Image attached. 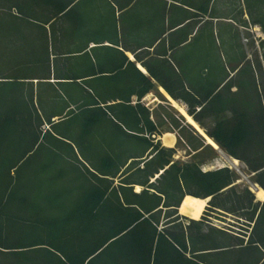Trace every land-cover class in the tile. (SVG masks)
I'll return each instance as SVG.
<instances>
[{"label": "crops", "instance_id": "1", "mask_svg": "<svg viewBox=\"0 0 264 264\" xmlns=\"http://www.w3.org/2000/svg\"><path fill=\"white\" fill-rule=\"evenodd\" d=\"M0 2H5L9 8L8 12L0 11V83L17 85V95L34 102V115L42 124L38 130L42 132V136L44 126L54 129L61 125L72 103L81 106L77 115L96 111L86 102H103L104 104H100L101 109L113 110V113L104 110L106 114L101 122L91 127L86 136L82 135L81 125L75 124L68 129V132L80 133V144L88 142L90 154L96 163L98 162L90 167V160H78L87 168L88 174L81 171L80 173L91 182L95 176L112 180L103 177L104 173L99 171L103 160H111L119 169L110 189L137 195L144 190V187L139 185L125 186L120 182L130 174H124L130 164L152 158L149 156L150 151L147 150L145 140L154 139V144L160 143V146L166 149H173L175 146L174 135L162 132L152 119L156 107L154 102L160 99L179 112L186 127L191 128L197 137L204 136L206 144L214 150L219 146L215 143L216 147L209 145L207 140L211 139L204 135L206 131L222 121L229 123L234 113L254 112L257 109L247 81L238 78L241 64L232 65L230 70L223 61L210 65L204 41H201L195 50L192 48L193 39L210 19L209 8L200 5L204 0ZM235 12V8H232V13ZM223 20L231 21L229 18ZM238 20V24H232L235 31H249V28L260 27L257 24H249L246 10L242 11ZM164 86L174 93L182 91L183 88L186 92L198 96L210 93L217 95V115L203 119L201 123L194 122L187 114V106L181 101L173 100ZM211 98L203 101L202 106L205 107ZM151 99L153 105L146 107L144 101ZM55 102L56 107H50ZM60 102H64V105L61 106ZM137 103L146 109L148 119L156 130L150 138L145 135L146 128L141 121V114L138 110H133ZM174 103L182 107L185 117ZM123 106H128L129 109L124 110ZM199 110L200 106H196L195 111ZM188 118L194 122V127ZM137 119L140 121L136 123ZM56 138L65 141L61 136L57 135ZM160 141L164 144L161 145ZM125 146L137 149L118 160L116 151L123 150ZM227 161L229 164L232 161L238 164L240 162L230 157ZM62 165L57 170L70 169H66L67 164ZM46 167L48 166L43 168ZM140 168H143V164ZM162 173L163 171H159L150 178L149 184L155 183ZM251 175L254 176L253 173ZM240 183L242 182L238 181L233 186L236 187ZM248 184L244 189L252 195L251 204L256 208V212L250 215L252 210L249 206L244 210L246 215L235 218L236 225L243 231L230 232L215 227L210 221L203 222L201 237L193 238V242L188 241V249L199 252L196 254H207L210 250L219 252L230 246L216 241L214 246L209 247L203 237L212 230L226 234L233 242H239L233 244L235 247L242 245L244 248L251 242L254 248L252 253L264 256V245H261L257 238L258 236L264 240V229L259 231L258 228L264 199L256 197L252 186L255 185L259 190L262 188L251 182ZM73 192L74 196L78 193L77 184H74ZM149 193L162 198L158 208L162 210L161 224L166 222V213L173 212L171 219L178 217L183 227H188L190 221H201L210 201V198L200 199L205 201V208L198 220H192L179 212L188 195L182 198L178 208L164 209V197L152 190H149ZM211 221L216 222L213 219ZM196 232L197 227H193L191 234L195 235Z\"/></svg>", "mask_w": 264, "mask_h": 264}, {"label": "trees", "instance_id": "2", "mask_svg": "<svg viewBox=\"0 0 264 264\" xmlns=\"http://www.w3.org/2000/svg\"><path fill=\"white\" fill-rule=\"evenodd\" d=\"M0 84L15 89L14 93L10 91L9 94L10 105L6 109L0 108V143L7 135L9 147L23 149L24 156L44 138L42 132L38 131L42 124L34 115V102L18 97L17 85ZM164 89L173 100L187 106V114L196 123L217 115V95L198 96L183 88L177 93L165 86ZM209 97L212 98L203 107V101ZM101 103H89L96 111L83 114L81 121L76 120L75 124L82 126L83 136L101 122L106 114L104 110L113 113L112 109H101ZM196 106H200L198 112L195 111ZM122 108L129 109L128 106ZM133 110L141 114L145 135L149 138L153 136L156 130L148 119L146 109L137 103ZM234 114L229 123L222 121L215 124L205 134L228 157L244 163L255 176L254 184L264 189V112L259 108L254 112L240 111ZM17 133L22 134L18 139ZM153 141L145 140L152 158L141 162L143 168H140L141 164L135 168L130 164L124 172L130 174L120 182L125 186L144 187L138 195L110 189L119 167L111 160H103L99 171L104 173L103 177L112 180L95 176L91 182L78 172L71 179L77 184L78 193L75 196L71 187L70 190L65 188L55 192L52 197L42 191L39 193L41 198L35 199L38 190L34 184L41 182H34L40 178L39 175L35 177L30 174L23 179L18 174L23 160H7V163L0 160V264H264V256L252 253L254 248L251 242L244 248L241 244L237 247L230 245L222 251L210 250L207 254H196L199 252L188 249V241L193 242L201 237V225L207 222L205 216L201 221H190L188 227H183L180 219H171L174 214L168 212L166 222L161 224L162 210L158 208L162 198L149 193V190L164 197V209L178 208L182 198L188 195L199 199L210 198L207 205L217 212L225 209L219 205L232 193L235 179L228 168L203 172L196 163L175 162L172 160L175 155L173 149L162 148L160 143L154 144ZM159 171L163 173L155 183L149 184V179ZM65 173L58 170L51 179L69 176ZM30 189L34 190L32 198L28 196ZM245 191L251 203L252 195ZM13 192L15 211L27 209L39 199L43 203L48 198L54 201L59 211L55 216H43L39 211L25 218L12 215L11 211L6 210L9 202L6 197H11ZM65 194L71 197L70 200H62ZM33 208L37 209L35 206ZM193 227H197L195 235L191 234Z\"/></svg>", "mask_w": 264, "mask_h": 264}, {"label": "rangeland", "instance_id": "3", "mask_svg": "<svg viewBox=\"0 0 264 264\" xmlns=\"http://www.w3.org/2000/svg\"><path fill=\"white\" fill-rule=\"evenodd\" d=\"M223 2L224 0H204V2L200 3V5L202 4V6H207L209 8L210 19L208 23L201 28L196 38L193 39L192 48L195 50V48L200 45V42L204 41L205 46H207L206 51L208 52L207 55L210 65H215L217 62L221 63V61H223L227 69H232V65L237 63L241 64L238 78H243L247 81L250 92L253 95L252 99L256 102V108H260L261 111L264 112V0H228L227 2L225 0V2ZM232 8H235V13H232ZM0 9V11L3 12L9 11L8 5L5 2H0ZM243 10H246L248 13L249 24H257L260 27L249 28V31H235L232 24L239 23L238 19ZM224 18H229L231 21L223 20ZM211 71L210 68V72ZM10 91L14 93L15 89H13L12 86L8 87L7 85L0 84L1 109H6L10 105V102H8V99H10L9 94L11 95ZM86 103L89 104L91 102ZM60 104L63 106L64 102H60ZM76 104L78 103H72L71 108L66 111V119L61 125L54 127V129L46 126L43 127L44 138L40 139V142L32 148L30 153L22 156L23 149H11L9 147L7 135L4 141L0 143V160H6V163L7 160H23L19 165L21 166L20 172L18 173L19 176L26 179L25 177L30 176V174L35 177L39 175L40 178L34 182L38 183L39 180L41 182L38 183V185L34 184V187L36 186L35 189L38 190L36 191L37 195H34V197H36L35 199L41 198V194L39 195V193H42V191L43 194L52 197L55 195V192L62 189L66 188L70 190L69 188L71 187L73 189L74 182L71 179H73V177L75 178V175L80 171L88 174L87 168L78 160H90V167L98 163H96L94 157L90 154L88 142H84L82 145L80 144V133L68 132V129L75 125L76 120L81 121L83 114H85L83 113L80 116H78L79 114L77 115L81 106H77ZM144 104L146 107L150 108L153 105L152 99L144 101ZM56 105L57 103L55 102L53 105H50V107H56ZM154 106L156 107L152 116L153 122L162 132L170 133L174 135L176 139L173 148L175 151V162L180 164L196 163L203 171L207 172L220 168H228L235 179L234 183L238 181L242 182L236 187L233 186L232 193H229L226 198L220 202L219 206L225 209L216 212L206 207L203 216H205L207 222L210 221L215 227L230 232H235V230L243 231L240 226L236 225L237 221L235 218L246 215L244 210L248 209L249 206L252 210L251 213H249L250 215H253L256 211V208L254 209L251 204L252 202H249V196H247L245 193L246 189H244V186H249L248 182L254 183L255 176L251 175L250 171H248L247 167L242 162H239V167L237 168L239 171L231 166L227 161L229 157L224 151L219 147H217V150H214L208 146L202 134L203 137H197L196 133L191 128L186 127L185 121L179 112L170 107L168 102L160 99L154 102ZM206 126L208 125L206 124ZM57 135L63 137L65 141H61L60 139V141H58L56 138ZM204 135L207 137L206 134ZM20 136H22V134H16L17 139L20 138ZM160 138L162 139V136ZM160 142L161 145L164 144L162 141ZM135 149L137 148L130 149L125 146L123 150L118 149V151H116L118 152L116 156L118 160L123 159V157L125 158ZM62 164L68 165L66 169L70 168L64 171L66 172L65 174L69 173V176L65 178L63 176L58 180L51 179L52 176L58 172L57 169L63 166ZM138 164H142L141 161L132 163L131 167L135 168ZM45 166L48 167L43 168ZM42 168L43 172H41ZM3 169H5V167H3ZM40 184L41 186H39ZM34 190L30 189L28 191L29 198L33 197ZM6 198L9 201L6 205V210L9 212L11 211L12 215L20 218L30 216L34 211H39V214L41 213L43 216H55L59 211L54 201L49 198L44 200L43 203H41L42 201H39V199L37 200L38 202L29 205L27 209H17L15 211L14 192L11 194V197L9 195ZM70 198L68 194H65L62 200L66 201L70 200ZM32 206H35L37 209H31ZM212 219L216 222L211 221ZM258 226L259 231L264 229V209L261 211ZM203 238L205 242H208L209 247L214 246L216 241H222V244L227 246L239 243L233 242L231 237H228L226 234L216 233V231L212 230L205 234ZM257 238L259 239V243L264 245L262 244L264 240H261L258 236Z\"/></svg>", "mask_w": 264, "mask_h": 264}, {"label": "bare ground", "instance_id": "4", "mask_svg": "<svg viewBox=\"0 0 264 264\" xmlns=\"http://www.w3.org/2000/svg\"><path fill=\"white\" fill-rule=\"evenodd\" d=\"M175 104V103H174ZM176 108L183 114V116L185 114L184 110L178 106L177 104H175ZM184 116V117H185ZM188 121L193 124V127H194V122L192 123L191 119L188 118ZM192 126V125H191ZM197 129V128H196ZM199 130V129H198ZM209 145L213 146V147H216L214 142H212L211 140H207ZM230 164L234 165V168L239 171L237 168L239 167V164L238 162L236 161H232ZM252 188L254 189V193L256 194V197L259 198V199H264V191H261L259 189H257L256 187L252 186ZM205 201L204 200H200V199H197V198H194V197H190V196H187L182 205L180 206V209H179V212L180 214L186 216L187 218L189 219H192V220H198L200 218V216L202 215V212L205 208Z\"/></svg>", "mask_w": 264, "mask_h": 264}, {"label": "water", "instance_id": "5", "mask_svg": "<svg viewBox=\"0 0 264 264\" xmlns=\"http://www.w3.org/2000/svg\"><path fill=\"white\" fill-rule=\"evenodd\" d=\"M254 187H256L255 185H253Z\"/></svg>", "mask_w": 264, "mask_h": 264}, {"label": "built area", "instance_id": "6", "mask_svg": "<svg viewBox=\"0 0 264 264\" xmlns=\"http://www.w3.org/2000/svg\"><path fill=\"white\" fill-rule=\"evenodd\" d=\"M203 171V170H202Z\"/></svg>", "mask_w": 264, "mask_h": 264}]
</instances>
